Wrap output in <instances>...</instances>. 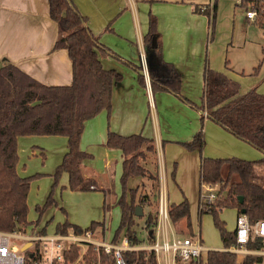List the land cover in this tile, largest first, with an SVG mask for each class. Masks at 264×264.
<instances>
[{
  "label": "trees",
  "instance_id": "trees-1",
  "mask_svg": "<svg viewBox=\"0 0 264 264\" xmlns=\"http://www.w3.org/2000/svg\"><path fill=\"white\" fill-rule=\"evenodd\" d=\"M247 6L252 5L259 18H264V0H243ZM51 17L58 26V38L54 49H66L72 60L73 82L69 85H46L22 71L7 58H0V230L21 231L29 224V192L31 182L36 175L23 176L18 172L19 163L18 139L29 135H58L67 137L68 151L63 157L55 174L56 181L62 173L69 175V187L72 190L88 191L92 189V181L86 180L81 165L93 155L81 148V140L86 122L102 111L110 115L113 107V89L115 84L123 80V75L115 69L106 68L100 55H111L121 58L110 47L102 44L100 39L87 24L83 15L72 0H49ZM218 0L205 8L196 6L195 11L209 17L211 34L216 24V8ZM212 6V7H211ZM264 22V19H262ZM264 24V23H262ZM211 35V38H212ZM147 47L153 49L161 62L164 73L161 76L151 75L153 91H170L183 102L202 112V126L189 141L182 142L190 151L201 154L200 184L217 187V197L211 203H203L200 198L199 215L211 213L220 231L224 247L235 243L234 232H229L225 222L220 218L224 208H235L238 213L243 210L251 223L264 219V174L258 166L264 168V94L256 88L246 93L240 92V83L221 71L205 68V90L203 102L196 104L181 93V73L172 63L163 58V46L158 31V19L150 15V23L145 35ZM138 74L141 85L146 79L141 66L126 61ZM260 65L253 69L258 73ZM206 113V114H205ZM205 118H209L263 152L258 161L240 157L214 158L203 156L206 146L204 130ZM106 145L119 148L123 156V172L121 183L123 192L115 205L121 208V220L113 237V242L120 243L127 237L131 244L141 245L143 239L138 235L137 218H145V226L149 228L148 242H156V214L146 212L136 215L137 206L145 209L159 200L160 192L153 195L146 193L137 196V188L130 187L133 178L148 176L152 181L160 182L159 163L156 161L157 149L153 138L142 133L122 135L114 131L108 132ZM148 166V167H147ZM228 168L225 172V168ZM175 171L173 172V176ZM159 189V186H158ZM107 193V190H103ZM242 199V200H241ZM52 203L51 197L46 206ZM106 203L104 204L106 208ZM45 206V207H46ZM39 207V210H44ZM107 209V208H106ZM109 209V207H108ZM168 216L172 225L185 220L187 229L192 234L191 207L184 198L179 203L168 205ZM70 228L82 233L78 225L59 223L57 233H67ZM87 229L106 230L105 222L93 221ZM263 246V239L256 238L250 243L251 248ZM84 254L85 264H95L98 254L93 246H89ZM79 246H71L67 256L72 261L78 258ZM205 253V254H204ZM202 254L199 263L179 264H261L263 258L248 255L239 261L235 253L222 250H208ZM127 264H158L154 250H127L123 253ZM100 264H118L114 252L100 250Z\"/></svg>",
  "mask_w": 264,
  "mask_h": 264
},
{
  "label": "crops",
  "instance_id": "crops-1",
  "mask_svg": "<svg viewBox=\"0 0 264 264\" xmlns=\"http://www.w3.org/2000/svg\"><path fill=\"white\" fill-rule=\"evenodd\" d=\"M72 1L87 17L88 26L100 42L121 57L100 55L103 65L120 72L123 80L114 86L110 115L102 111L88 120L81 140V148L93 155L83 161L81 171L86 180L92 181L94 188L91 190H102L107 209L115 204L117 197H113L111 202L113 189L103 185H110L107 180L116 172L112 171L113 165L118 163L116 158L120 157L123 162L121 149L106 145L109 131L131 135L140 130L138 133L154 137L160 163L163 161L162 149L168 146L163 141L165 131L169 137L180 133L183 139L190 140L202 126L201 111L189 107L170 91L152 90L150 76H161L164 69L153 49L145 42L151 14L158 19L163 58L181 73V93L185 97H200L204 93L207 60L211 69L237 80L241 93L256 88L264 94V48L249 51L247 37L243 42L246 46L242 48L244 53L241 56L237 54L234 60L227 59L228 43L240 46V21L236 18L237 5H244L240 0H221L217 4L211 41L207 16L195 11L196 6H208L209 0ZM57 38L58 26L51 17L49 0H0V58L9 59L43 84L69 85L73 82L72 60L66 49H54ZM126 61L136 63L145 71V86L139 82V73ZM258 65V73L253 74ZM140 104H143L141 109L138 108ZM204 130L207 140L218 141L216 152L207 147L206 140V157L227 158L247 150L246 145L209 118H205ZM34 136L19 137L18 141ZM63 149L65 155L68 143ZM184 149L190 156L198 158V151ZM219 150L224 152L220 154ZM93 152L103 159L102 167L93 162ZM199 162L201 169V154ZM162 175L164 177V171ZM169 204L172 203L167 201ZM170 225L173 227L171 222ZM34 233L46 234V230L45 233L41 230ZM167 237L170 240L169 234ZM174 237L172 234V239Z\"/></svg>",
  "mask_w": 264,
  "mask_h": 264
},
{
  "label": "rangeland",
  "instance_id": "rangeland-1",
  "mask_svg": "<svg viewBox=\"0 0 264 264\" xmlns=\"http://www.w3.org/2000/svg\"><path fill=\"white\" fill-rule=\"evenodd\" d=\"M220 1L221 0H218V3ZM242 2L243 0H240L241 4ZM212 3H214V0H209L208 4ZM250 6L252 5H249L248 7L252 9L253 6ZM247 9L248 8L246 4L237 5L236 18L240 21L238 42L240 46H235L228 43L229 51L227 53V59L229 60H234L238 55L241 56V53H244L242 50V48L246 47L243 45L244 38H249V40H247V48L249 51L251 50L253 52L255 49L261 51L264 48V24H262L264 23L262 21L264 18H259L257 16L255 20L248 19ZM207 20H209L208 16ZM211 35L209 38L210 41L212 40ZM231 42H233V39ZM187 98L196 104L201 105L203 102V92L201 93L200 97ZM142 105L140 104V107L138 108L141 109ZM188 106L191 107L190 105ZM223 129L226 130L225 128ZM226 131L229 132L228 130ZM155 132L157 134V129H155ZM163 134L164 145L167 144L168 146L165 150L164 148L162 149L163 161H160L159 163V185L156 184L157 182L152 181L148 176H144L142 178L131 179L129 186L137 188L136 192L137 196L139 197L145 195L146 193L153 195L155 192H160L158 201L151 205H146L145 209L143 208V211L145 210V214L148 212L156 214L161 205L162 195L163 199H167V201L170 203H179L183 201L184 198H187L191 207L192 234L194 233L195 235H200L203 244L211 250L223 249L225 245L221 239L220 231L215 224L213 215L211 213H204L202 216L199 215L198 203L200 202L201 195L209 193V190L204 185L200 184V153L197 152L198 158L190 156L182 144V142L189 140L183 139L180 133L171 135L172 137H169L166 131ZM232 135L235 136L234 134ZM235 137L238 139V141L246 145L247 150L243 151L244 153L238 151V153L232 156H227H236L240 158L244 157L248 160L254 161H258L263 158V152L261 150L254 147L250 143L243 141L237 136ZM217 142L218 141L216 140H207V147L216 151ZM66 143H68L67 138L65 136L58 135H35L33 138H21L18 141V172L23 176H37L31 182L28 198V221L31 224H29L20 232H26V234L30 235L34 233L35 230H41L44 233L46 230L47 235L55 234L57 225L59 223L78 225L85 230L89 228L93 221H101L105 222L106 230L103 231L101 229H97L95 231V237L99 240L105 239L106 241L112 242L120 224L121 208L113 203V206L110 209H104V194L102 190H72L69 187L68 175L66 172L62 173L58 181H56V170L63 161V148L66 146ZM219 152L221 154L224 151L219 150ZM93 154V162L96 161V166L102 167L104 163L103 159L100 158L98 154L94 152ZM204 154H206L205 150L203 151V156H205ZM116 159L118 160V163L112 167V171L115 170L116 172H113L111 179L107 180L110 185H103L104 188L110 187L113 189L111 202H113V197L119 198L123 192L121 183L123 162L120 157H117ZM156 161H158L157 157ZM258 169L264 174V168L258 166ZM227 170L228 168L226 167L225 172H227ZM163 171L164 177L162 175ZM174 171L175 175L173 176ZM214 191L216 192V190ZM50 197L52 203L46 206ZM39 207H45V209L39 210ZM237 216L238 212L235 208H224L220 212V218L225 222L226 228L229 232L235 231ZM146 218L147 216H145V218H137L138 235L141 239H143V244L149 243L148 232L150 229L145 226ZM158 221L155 227L156 235L158 233ZM186 225V222L182 220L173 225V227L171 225L167 226L170 241H172V234H174L177 238L189 236L191 233L187 229ZM162 236L163 235L160 237L161 241L163 240ZM13 240L18 245L23 244V250H27L31 246V244L27 243L28 241L23 243L24 240L21 239L13 238ZM79 248L80 253L74 264L77 263V261H79L80 264H84V254L87 253L90 247L85 246V248ZM163 254L164 253L161 252L160 256L163 257Z\"/></svg>",
  "mask_w": 264,
  "mask_h": 264
},
{
  "label": "built area",
  "instance_id": "built-area-1",
  "mask_svg": "<svg viewBox=\"0 0 264 264\" xmlns=\"http://www.w3.org/2000/svg\"><path fill=\"white\" fill-rule=\"evenodd\" d=\"M247 17L250 20H255L257 12L253 8H248ZM203 185L209 190L208 194L201 195L203 203L213 202L217 197V187L210 184ZM158 220L156 242L141 245L131 244L127 237H124L120 243L106 241L105 239L99 240L95 237L96 232L93 229H85L82 233H77L73 228H70L72 230L69 229L70 231L67 233L56 232L48 235L43 233L28 235L26 232L0 230V264H74L76 260L72 261L67 256L71 246L84 248L85 246H93L98 254V261L95 264H100L101 249L107 253L114 252L118 264H127L123 259V253L127 250H154L158 264H179L191 261L199 263L202 254L210 250L203 244L201 236L197 234L183 238L174 237L172 241L168 239L167 226L170 225V220L167 201L163 199V195ZM234 233L235 243L230 247L219 250L237 254L239 261H242L248 255L261 256L263 258L261 264H264V219L257 220L253 224L246 213L239 212ZM161 235H163L162 241ZM258 237L263 239V246L251 248L250 243ZM13 238L24 240L23 243L28 241L27 243L31 244L30 248L23 250V244L18 245ZM161 252L164 253L163 257L160 256ZM75 264H80V262L77 261Z\"/></svg>",
  "mask_w": 264,
  "mask_h": 264
},
{
  "label": "water",
  "instance_id": "water-1",
  "mask_svg": "<svg viewBox=\"0 0 264 264\" xmlns=\"http://www.w3.org/2000/svg\"><path fill=\"white\" fill-rule=\"evenodd\" d=\"M141 74H143L145 76V71L144 70H141ZM242 212L243 213H246L245 210H243ZM142 214H143V208L141 206H137V208H136V215L137 216H142Z\"/></svg>",
  "mask_w": 264,
  "mask_h": 264
}]
</instances>
